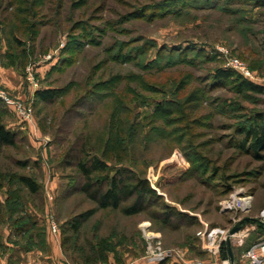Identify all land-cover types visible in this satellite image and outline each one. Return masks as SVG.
I'll list each match as a JSON object with an SVG mask.
<instances>
[{
  "label": "rangeland",
  "instance_id": "obj_1",
  "mask_svg": "<svg viewBox=\"0 0 264 264\" xmlns=\"http://www.w3.org/2000/svg\"><path fill=\"white\" fill-rule=\"evenodd\" d=\"M150 1L0 0V89L19 99L5 85L12 74L21 78L27 96L22 101L34 109L32 121H24L9 105L2 116L7 129L19 137L18 144L0 150V197L25 193L22 215L36 221L33 239L30 225L20 234L11 222L8 231L7 224L0 225V264H221L222 251L212 256L200 233L232 228L235 220L246 217L259 220L264 210V161L234 143L242 138L237 126L264 112V95L238 94L214 76L224 66L218 51L224 47L247 63L264 87V65L261 70L256 65L264 59V8L236 6L247 9V16L257 22L252 31L257 37L250 45L249 36L235 31L233 18L216 11H193L184 18L151 23L122 22L123 16ZM20 9L29 11L22 17L31 26L18 34V50L27 51L28 58L15 68L6 66L3 56L11 42L8 27L13 28ZM80 24L90 37L82 40V51L69 65V43L82 31ZM146 42L156 45L140 62L118 59L122 47L123 53L136 57ZM165 47L167 57L185 51L194 66L144 69L145 61L151 65ZM49 55L56 58L46 59ZM31 62L36 63L38 90L26 79ZM118 75L122 81L113 87ZM45 89H56L62 96L50 103L37 101L38 91ZM101 89L111 95L98 102L92 94ZM192 95L201 100L189 103ZM159 105L173 109V116L158 113ZM82 146L84 158L98 156L111 166L107 173H95L96 179L111 178L118 169L147 179L158 194L153 206L134 216L99 209L82 191L84 179L76 161ZM21 175L34 179L39 194H29ZM238 190L252 195L250 210L222 212L220 203ZM168 207L193 220L167 225L163 216ZM92 209L96 213L74 231V221ZM53 216L56 230L50 225ZM258 225L262 223L244 226H256L244 246L232 241L236 264H248L242 256L253 239H261ZM163 252L169 256L156 262Z\"/></svg>",
  "mask_w": 264,
  "mask_h": 264
},
{
  "label": "trees",
  "instance_id": "obj_2",
  "mask_svg": "<svg viewBox=\"0 0 264 264\" xmlns=\"http://www.w3.org/2000/svg\"><path fill=\"white\" fill-rule=\"evenodd\" d=\"M40 1L44 4L46 0H38V2ZM23 2L25 4V0H23ZM35 2H37V0H35ZM238 4L251 5L252 11L254 10V8H264V0H162L159 2L151 0L150 3H147L140 8H136L132 13L123 16L122 22H127L135 19L151 23L160 20H166V18L173 16L184 18L193 11L194 13L202 10L216 11L221 14L226 13V15L233 18L235 31L242 34L243 36H249L251 38V42H249L248 44L251 45L254 42V35L255 39L257 37V33L252 34V31H256L254 26L257 24V22L253 21L247 16V9H243L241 7L237 8L236 6H240ZM20 10L21 11L18 12V14L12 19L11 24H13V28L10 26L8 27L10 31L7 32V35L9 34V32L12 34L11 37L9 36L11 38V42H9V51H7L3 56L5 59H7V61H5V65H12L15 68H18L22 60L24 61L28 58L27 51L18 50V47H21L22 42L18 34L23 33L24 28L28 29L31 26V21L27 17H22L24 15H27L29 11H24V9ZM80 26L81 27L79 28H81L82 31H80V34L77 35L74 39L72 38V43H69L68 48L69 53L71 54L69 65L73 63L72 58L74 57V55H77L82 51V40L88 39L90 37V34L88 31H86V28L82 24H80ZM38 32L35 31L32 33V35L36 37L38 35ZM142 40L144 41L145 39ZM139 41H137V43ZM155 45H150L146 42V44H144L142 48L139 49V54L136 57H132L127 55V53H123L125 49L122 47L120 53L118 54V59L121 60V58H124L129 62H140L143 57L149 52L150 48H155ZM200 49L202 50L203 48ZM166 51L167 47L161 48L158 51L157 59L155 61H152L151 65L150 63H147V61H145L143 68L146 70H152L154 68L156 70H162L164 67L172 68L181 64L186 66H194L193 64L195 60L189 58L185 51L180 52L177 57L173 55H170L168 57L165 56L164 53ZM251 53L255 54L254 49ZM114 57H116V55H114ZM173 58L176 59L171 61ZM162 60L168 62L160 65V62H162ZM221 61L224 63V66L222 64V66L217 69L214 76V80L216 82H224L222 84H226V86H229L238 94H243V92L246 91H252L264 95V87L259 82L260 79L253 81L236 70L226 68L225 60L223 57L221 58ZM261 64L264 65V59L262 60V62L261 60H259V63L256 64L258 66V70H261ZM253 65L255 64H252V69H254ZM113 80L114 81L112 83L114 87L116 84L122 81V78L120 75H118V77H115ZM219 84L221 85V83ZM180 85L181 87L185 86L184 81H182ZM106 87L112 88L109 84ZM110 92L111 91H108L107 89H101L96 93H93L92 96L99 102L100 100L108 99L111 95ZM205 95L206 92H203V96ZM60 96L62 95H60V93L56 89H45L38 91L36 99L37 101L39 100L42 103H50L56 101ZM200 100L201 98L196 95H192L188 99L189 103L198 102ZM7 109V104L0 99V150L5 147H12L18 144V133L8 130L5 122L2 120V116L7 114L8 112ZM157 111L165 117H170L174 114L173 109L164 107L163 105H159L157 107ZM237 127H239V133L241 134L242 138L240 137L238 141H235L234 144L240 148V151L253 155L258 161H264V112H257L251 121H248V123L244 124L241 123ZM166 134L167 133L165 132V135ZM85 150V147L82 146L79 149V155L76 158L80 172L84 179L82 191L90 200L98 205L99 209L121 210L125 215L134 216L145 212L153 206V204L156 202L158 194L156 193V190L150 186V183L147 179L138 177V175L133 171L125 169H118L117 171H115V174L111 178L104 177L96 179L94 177L95 173H107L108 171H110L111 166L106 160H103L98 156H86V158H84L82 155L86 152ZM19 180L25 187H27L30 192H32L29 194H39L37 193L39 191V185L34 181L33 178L26 175H21ZM105 185L107 187L104 188ZM131 200L132 203L130 205L122 207L124 203H127ZM26 202L27 201L25 193H9V198L5 203V207H1L0 204V217L8 215L9 224L11 222L14 230L19 234L20 232L22 233L24 229L26 230L27 225H30L32 227V231L29 236L31 239H33L35 238L36 233L35 228H33L36 221L33 219L27 220L26 216L24 217L22 215V212L26 207ZM3 210L5 213H3ZM95 213L96 209H92L84 214H81L73 223L74 231L80 230L83 223ZM165 214L166 215L163 216L164 222L167 225H171L172 227L178 226L183 221L193 220L185 213H182L173 207H168L165 211ZM258 227L260 229L259 231L264 234V225H258ZM248 242L249 240L247 241V243ZM256 242L257 237L256 240L253 239L249 243L246 250L251 248ZM222 253L225 259H229V251L226 244L222 246Z\"/></svg>",
  "mask_w": 264,
  "mask_h": 264
},
{
  "label": "built area",
  "instance_id": "obj_3",
  "mask_svg": "<svg viewBox=\"0 0 264 264\" xmlns=\"http://www.w3.org/2000/svg\"><path fill=\"white\" fill-rule=\"evenodd\" d=\"M218 51L221 53L222 57L225 60V67L236 70L240 72L245 77L256 81L259 78L254 74V72L250 69V67L245 63L241 58L234 56L231 52L224 48L220 47ZM56 58L49 55L46 59ZM0 63H1V52H0ZM36 63L31 62L26 69V79L30 85L34 87L35 90H38L40 87V82L38 80V73L36 70ZM0 99L4 101L7 105L13 107L16 110V113L24 120V121H32L34 109L31 104H27L21 99L12 98L9 93L5 90L0 89ZM252 195L250 193H246L244 190H238L235 193H232L228 198L220 203V209L222 212L230 213V212H248L252 203ZM51 200L53 198L51 197ZM262 225H264V210L261 212L260 217H258ZM50 225L54 230L57 229V223L54 220V216L50 217ZM241 220V219H240ZM240 220H235L233 226L238 223ZM231 228L223 229V228H212L205 232H201L200 236L205 243V247L208 252L215 257H219L221 255L222 246L226 244L227 237L229 236V231ZM256 230V226L253 228L243 227V229L233 236L232 241L237 246H244L249 238L251 231ZM233 243V244H234ZM169 254L163 252L159 253L156 256V262L162 261L167 258ZM242 258L248 264H264V234H262L261 239H259L251 248L244 252ZM206 264V263H204ZM211 264H219V263H211ZM221 264H231L230 259H225L221 262Z\"/></svg>",
  "mask_w": 264,
  "mask_h": 264
},
{
  "label": "crops",
  "instance_id": "obj_4",
  "mask_svg": "<svg viewBox=\"0 0 264 264\" xmlns=\"http://www.w3.org/2000/svg\"><path fill=\"white\" fill-rule=\"evenodd\" d=\"M259 9L260 8H257V10H259ZM4 69H6V68L4 67ZM5 74H6V76H8V74H10L8 69H6ZM8 78L9 79L6 81L7 85H5L6 90L7 89L10 90V92L14 93V95L17 96V98L25 101L27 99V96H26V94H24V92H22V84H23L22 79L19 77H16L13 74H12V76H10ZM7 200H8V195H5L3 198H2V196L0 197L1 207L2 206L5 207V203ZM3 213H5L4 210H3ZM5 224H7V230L6 231H8V229H9V216L8 215L0 217V225L2 226V228L5 226ZM6 236H8V235H6ZM3 240H4V237H1L0 238L1 244L3 243L2 242ZM5 240L8 242L9 238L6 237ZM1 264H3V262H1Z\"/></svg>",
  "mask_w": 264,
  "mask_h": 264
},
{
  "label": "water",
  "instance_id": "obj_5",
  "mask_svg": "<svg viewBox=\"0 0 264 264\" xmlns=\"http://www.w3.org/2000/svg\"><path fill=\"white\" fill-rule=\"evenodd\" d=\"M256 222L261 223L256 218L246 217L244 219H241L238 223H236L230 229L229 236L227 237V240H226V246L229 251V259H230L231 264H236L235 253H234L233 242H232L233 236L239 233L243 229V227L247 225L248 223H256Z\"/></svg>",
  "mask_w": 264,
  "mask_h": 264
}]
</instances>
